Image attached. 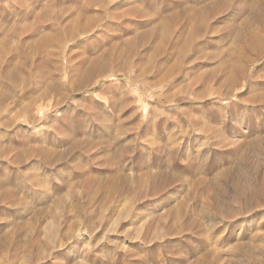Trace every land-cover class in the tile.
<instances>
[{"label":"rangeland","instance_id":"374dc122","mask_svg":"<svg viewBox=\"0 0 264 264\" xmlns=\"http://www.w3.org/2000/svg\"><path fill=\"white\" fill-rule=\"evenodd\" d=\"M0 264H264V0H0Z\"/></svg>","mask_w":264,"mask_h":264},{"label":"bare ground","instance_id":"6f19581e","mask_svg":"<svg viewBox=\"0 0 264 264\" xmlns=\"http://www.w3.org/2000/svg\"><path fill=\"white\" fill-rule=\"evenodd\" d=\"M263 198V197H262Z\"/></svg>","mask_w":264,"mask_h":264}]
</instances>
